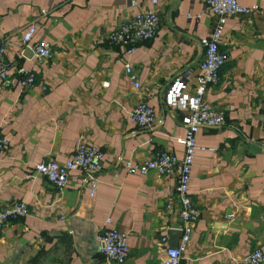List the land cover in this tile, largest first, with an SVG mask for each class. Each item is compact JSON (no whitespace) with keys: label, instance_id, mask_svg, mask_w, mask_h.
Segmentation results:
<instances>
[{"label":"crops","instance_id":"crops-1","mask_svg":"<svg viewBox=\"0 0 264 264\" xmlns=\"http://www.w3.org/2000/svg\"><path fill=\"white\" fill-rule=\"evenodd\" d=\"M237 2L258 11L224 24L220 49L227 59L203 98L226 125L196 133L204 148L194 154L188 190L200 216L179 264H238L264 244V0ZM148 7L130 0H0L7 56L37 78L27 89L12 79L0 85V131L9 139L0 152V207L20 200L30 209L0 229V264H112L97 240L107 218L129 235L125 264H164V249L173 247L172 239L179 244L181 236L169 231L182 222L164 207L175 175L130 174L124 161H144L162 150L183 156L184 113L166 94L175 81L198 75L199 39L214 15L205 0H163L154 6L160 23L153 39L134 53L109 42L120 21ZM31 23L37 25L33 43H50V59L24 54L22 36ZM126 62L139 89L125 78ZM140 101L154 109L151 126L129 120ZM81 142L104 152L94 195L80 171L59 188L35 170L44 161H66Z\"/></svg>","mask_w":264,"mask_h":264},{"label":"built area","instance_id":"built-area-1","mask_svg":"<svg viewBox=\"0 0 264 264\" xmlns=\"http://www.w3.org/2000/svg\"><path fill=\"white\" fill-rule=\"evenodd\" d=\"M163 0H130V5L140 7L141 3L150 2L152 7L140 8L131 18L120 21L108 35L110 43L122 45L128 53H134L137 46L144 41L153 39L159 29L160 18L154 6ZM205 6L214 15V24L209 31L199 39L203 50V58L199 63V73L192 80L179 79L173 83L166 94L168 104L184 113L183 123L185 135L178 139L183 145L184 153L178 157L175 153L162 150L154 157L144 161L125 160L124 166L130 174L147 175L157 171L161 175H175V186L169 188L165 195L164 207L168 212H177L182 224L179 229L182 236L176 247L164 249V264H179L182 254L188 246L193 224L200 216V210L189 194L188 186L191 178V168L197 149H203L196 143V133L201 127H216L226 125L223 113L204 100L203 95L209 85L216 83L220 70L227 56L220 49L226 19L235 15H251L258 11L255 6L241 5L237 0H205ZM192 17V14H187ZM36 23H31L22 36L25 48L30 46L34 56L39 60L50 59L53 56L50 43L39 41L33 43L36 34ZM6 41L0 39V85L17 80L23 89L36 86L35 73L24 66L17 65L7 56ZM125 78L136 89L141 87L134 66L130 62L124 65ZM106 83L105 85H107ZM42 85V89L46 90ZM189 90H191L189 92ZM129 120L138 127H148L156 122L153 107L145 101L135 104L129 112ZM9 146V139L0 131V152ZM104 168V152L93 144L81 142L75 153L66 161H44L35 166L37 173L43 175L53 185L63 188L69 183L70 173L80 171L83 184L89 193L94 195L99 187V174ZM30 213L29 206L20 200H12L0 207V229L12 220L21 219ZM234 214H229L232 218ZM111 219L107 218L105 226L99 231L97 240L101 246L106 261L112 264H125L130 255L128 233L112 227ZM163 241L167 238L163 237ZM238 264H264V244H259L243 255Z\"/></svg>","mask_w":264,"mask_h":264},{"label":"water","instance_id":"water-1","mask_svg":"<svg viewBox=\"0 0 264 264\" xmlns=\"http://www.w3.org/2000/svg\"><path fill=\"white\" fill-rule=\"evenodd\" d=\"M24 54L26 55H28V54H30V56L31 55H34V50L30 47V46H26L25 48H24ZM169 233H175V234H177L178 235V237H180V236H182V231L179 229V230H171V231H169ZM172 243H171V246H173V247H175V246H177V244H178V241H177V239H172V241H171Z\"/></svg>","mask_w":264,"mask_h":264}]
</instances>
